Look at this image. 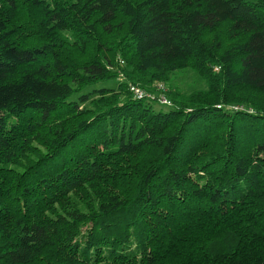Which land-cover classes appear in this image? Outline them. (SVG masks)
<instances>
[{
    "label": "trees",
    "instance_id": "obj_1",
    "mask_svg": "<svg viewBox=\"0 0 264 264\" xmlns=\"http://www.w3.org/2000/svg\"><path fill=\"white\" fill-rule=\"evenodd\" d=\"M0 264H264V0H0Z\"/></svg>",
    "mask_w": 264,
    "mask_h": 264
},
{
    "label": "rangeland",
    "instance_id": "obj_2",
    "mask_svg": "<svg viewBox=\"0 0 264 264\" xmlns=\"http://www.w3.org/2000/svg\"><path fill=\"white\" fill-rule=\"evenodd\" d=\"M226 39L228 40V42L231 41L228 36ZM218 70L219 69L217 68V71ZM170 75L171 76L169 77L170 78L169 83L167 84L157 83L156 88L154 89V91H151V92H149L147 89H144L138 85L139 88H141L142 90H144L145 92L153 96L154 99H152V101L157 102L155 103V107L157 109H161L164 111L169 110V106L161 103L163 100H166V99L169 102H172L169 97V90L178 89L180 91L190 93L192 91L204 89L206 87L204 80L196 72H194V70H191V69L178 70V71H175L174 73H171ZM116 86H117L116 81H110V82L101 83L97 85L98 88L116 87Z\"/></svg>",
    "mask_w": 264,
    "mask_h": 264
},
{
    "label": "built area",
    "instance_id": "obj_3",
    "mask_svg": "<svg viewBox=\"0 0 264 264\" xmlns=\"http://www.w3.org/2000/svg\"><path fill=\"white\" fill-rule=\"evenodd\" d=\"M129 87H130L129 90L133 94V98L136 100H142V99L152 100V99H154L151 94H148L147 92H145L144 90L139 88L138 85H136V84H130ZM161 103L164 105H167L169 107H171L173 105V103L169 102L167 99L163 100Z\"/></svg>",
    "mask_w": 264,
    "mask_h": 264
}]
</instances>
